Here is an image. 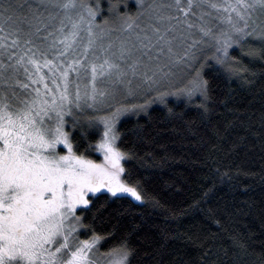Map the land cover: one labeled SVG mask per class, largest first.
<instances>
[{
	"label": "snow or ice",
	"instance_id": "6c2138e0",
	"mask_svg": "<svg viewBox=\"0 0 264 264\" xmlns=\"http://www.w3.org/2000/svg\"><path fill=\"white\" fill-rule=\"evenodd\" d=\"M139 8L136 17H121L119 31L128 35L117 42L108 38L117 29L95 23L101 0L15 6L0 0V264H99L103 237L79 239L77 209L88 208L97 194L143 200L139 183L124 178L122 161L136 153L117 144L116 120L126 109L87 120L103 125L98 143L85 149L102 153L101 163L73 150L66 117L75 128L80 114L99 111L121 88L134 94V79L151 86L173 76L196 59L201 45L215 46L214 58L229 75L248 72L230 56L233 45L243 49L248 39L259 40V49L245 54L264 61V0H140ZM119 11L120 4L109 0V14ZM218 24L227 27L214 30ZM180 91L207 99L209 84L197 71ZM260 121L264 128V111ZM61 144L67 154L57 151ZM197 239L196 260L179 253L167 258L165 241L155 264H248L244 243L234 239L226 248L211 236ZM104 255L112 257L109 264H130L132 250L123 243Z\"/></svg>",
	"mask_w": 264,
	"mask_h": 264
},
{
	"label": "trees",
	"instance_id": "16d2710c",
	"mask_svg": "<svg viewBox=\"0 0 264 264\" xmlns=\"http://www.w3.org/2000/svg\"><path fill=\"white\" fill-rule=\"evenodd\" d=\"M112 2L120 4L119 14L110 15L109 0H101L103 11L96 24L109 27L123 22V15L136 17L141 11L139 0ZM260 43L248 39L243 49L237 45L229 49L233 60L248 69L239 75H229L219 63H208L212 49L205 48L207 54L194 69L208 81L207 99L166 100L119 122L118 146L136 153L135 159L123 161L124 178L133 185L139 183L143 201L97 194L99 199L93 198L88 208L77 210L81 238L93 233L103 237L99 244L102 253L126 243L132 250L130 264H155L153 257L165 241L167 258L179 253L196 260L200 256L198 237H214L226 248L235 239L248 247V264H261L264 61L245 54L249 47L259 49ZM245 78L255 83L250 85ZM85 116L82 120L77 117L80 124L75 128L73 118L67 117L65 130L77 154L98 161L97 151L85 152L89 144L95 147L100 135L87 123L95 116Z\"/></svg>",
	"mask_w": 264,
	"mask_h": 264
},
{
	"label": "rangeland",
	"instance_id": "374dc122",
	"mask_svg": "<svg viewBox=\"0 0 264 264\" xmlns=\"http://www.w3.org/2000/svg\"><path fill=\"white\" fill-rule=\"evenodd\" d=\"M136 1L138 2V0ZM10 2L14 6L17 4L28 5L29 3H34V0H10ZM149 2H151V0H145V3H149ZM25 11H27V9ZM141 19H143V17H141ZM256 22L257 24L261 23L259 19ZM122 27H123V22L117 23V24L115 23L114 25H110L109 27H103V28L106 31L112 28L117 29V31L111 32L110 37L108 38H111L112 40L118 42L119 40L126 38L128 35L126 31H119V29ZM220 27L226 28L227 26L223 24H218V26L214 28V30H218V28ZM108 38H106V40ZM206 47H208L209 50L212 49L211 50L212 53L206 61H209L208 63L212 62V65H216L217 61L214 58L217 55L215 46L212 44L201 45L200 50L196 52V59L191 61L186 66L182 65L179 68L174 69L175 74L173 76H170L169 78L164 79L157 84H152L151 86H149L148 84H142L139 79H134L133 80V88L135 89L134 94H129L125 89L121 88L120 91H118L115 94L114 98H110L104 105L100 106L99 111H96L93 109H87L84 113L80 114L79 116H81V120L83 116L85 115L95 116L94 119L100 116L111 115V113L114 112L115 109L123 107L126 110L122 111L116 120L115 127L117 130V126L122 119L126 117H130V116L140 115L149 106L161 105L166 100H177V101H182V102H187V101L189 102L191 101L192 98L195 99V96L198 98L201 97L199 93H194L191 96H189L186 93H182L180 90L188 86L189 81H191L196 76L197 71L196 69H194L197 66L196 62L197 61L199 62V58L207 54L206 53L207 51L205 49ZM137 84L140 85L139 88L136 87ZM92 126L95 127V129L99 131V134H100L99 139H100L103 133V125L99 123V121L97 120V122ZM57 151L60 152L61 154H67V149L62 144L57 146ZM97 153L99 155V160L96 162L97 163L103 162L102 153L98 151ZM107 195L110 196V194H107ZM122 195L129 197L131 200H133L136 203L137 202L141 203L143 201V200L137 201L133 197H131L129 194H122ZM80 231H81V227L79 228V232H78L79 239L81 240L89 239L88 237L81 238ZM109 252H105V253H109ZM105 253H102L99 249V252L96 254V259L99 260V264H109V261L112 259L111 256L104 255Z\"/></svg>",
	"mask_w": 264,
	"mask_h": 264
},
{
	"label": "flooded vegetation",
	"instance_id": "af4514ba",
	"mask_svg": "<svg viewBox=\"0 0 264 264\" xmlns=\"http://www.w3.org/2000/svg\"><path fill=\"white\" fill-rule=\"evenodd\" d=\"M78 210V209H77Z\"/></svg>",
	"mask_w": 264,
	"mask_h": 264
}]
</instances>
